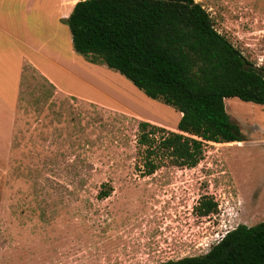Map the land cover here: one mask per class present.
Returning a JSON list of instances; mask_svg holds the SVG:
<instances>
[{"label":"rangeland","instance_id":"1","mask_svg":"<svg viewBox=\"0 0 264 264\" xmlns=\"http://www.w3.org/2000/svg\"><path fill=\"white\" fill-rule=\"evenodd\" d=\"M197 1L210 12L215 27L264 70V0ZM60 25L70 30L68 23ZM65 55L61 65L51 55L39 62L56 83L29 64L18 76L14 60L0 80L12 106L7 116H0V206H12L7 215L23 223L38 218L42 227L61 235L58 242L62 232L80 231L73 208L82 211L97 202L102 185L108 184L129 190L121 201L130 209L153 208L159 199L177 213L173 217L185 216L184 229L193 244L188 256L206 253L209 244L241 223L264 221V104L227 97L231 119L244 134L241 144L208 142L198 165L167 162L144 176L139 123L177 131L181 112L149 97L120 71L88 61L73 44ZM204 195L219 204L205 216L195 209ZM51 206L59 209L38 216L20 212ZM16 225L10 229L19 237L23 226ZM182 231L166 227L164 238Z\"/></svg>","mask_w":264,"mask_h":264},{"label":"trees","instance_id":"2","mask_svg":"<svg viewBox=\"0 0 264 264\" xmlns=\"http://www.w3.org/2000/svg\"><path fill=\"white\" fill-rule=\"evenodd\" d=\"M65 22L76 52L182 113L177 131L139 123L144 176L167 162L198 165L208 142L244 141L227 97L264 104V70L215 27L197 0H78ZM107 186L99 197L113 190ZM218 206L204 195L195 209L205 216ZM159 264H264V221L239 224L204 254Z\"/></svg>","mask_w":264,"mask_h":264},{"label":"crops","instance_id":"3","mask_svg":"<svg viewBox=\"0 0 264 264\" xmlns=\"http://www.w3.org/2000/svg\"><path fill=\"white\" fill-rule=\"evenodd\" d=\"M77 1L0 0V80L6 77L14 60L18 63V76L29 64L56 83L40 69L39 62L49 54L58 65L64 62L65 48L72 47L73 37L71 31L60 24L70 16ZM2 89L0 116H7L12 106ZM128 191L113 189L91 206L84 205L82 211L74 207L73 220L80 231H64V237L58 242L61 235L54 229L42 227L43 222L38 218L23 223L7 215L13 213L11 205L0 206L4 213L0 217V264H159L188 256L193 244L185 230L187 218L182 214H179L181 218L173 217L177 213L165 209L166 200L154 201L150 209H130L121 201ZM50 208L59 209L51 206L23 211L20 208V212L42 215ZM13 225L23 226L18 230L19 237L10 229ZM166 227L169 232L178 228L183 231L178 235L172 233L167 240L164 238ZM201 239L199 235L195 240V249Z\"/></svg>","mask_w":264,"mask_h":264},{"label":"bare ground","instance_id":"4","mask_svg":"<svg viewBox=\"0 0 264 264\" xmlns=\"http://www.w3.org/2000/svg\"><path fill=\"white\" fill-rule=\"evenodd\" d=\"M133 93V92H132ZM144 108V107H143ZM147 110V109H146ZM230 144H241L240 142H234V143H230Z\"/></svg>","mask_w":264,"mask_h":264},{"label":"built area","instance_id":"5","mask_svg":"<svg viewBox=\"0 0 264 264\" xmlns=\"http://www.w3.org/2000/svg\"><path fill=\"white\" fill-rule=\"evenodd\" d=\"M223 237H224V236H221V238H219V239H218V241H220V240H221ZM218 241H217V242H218ZM209 245H211V246H212V244H209Z\"/></svg>","mask_w":264,"mask_h":264}]
</instances>
